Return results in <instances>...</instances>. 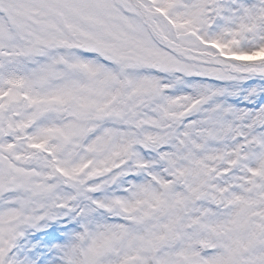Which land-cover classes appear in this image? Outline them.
Returning <instances> with one entry per match:
<instances>
[{"label":"snow or ice","instance_id":"6c2138e0","mask_svg":"<svg viewBox=\"0 0 264 264\" xmlns=\"http://www.w3.org/2000/svg\"><path fill=\"white\" fill-rule=\"evenodd\" d=\"M0 264H264V0H0Z\"/></svg>","mask_w":264,"mask_h":264}]
</instances>
